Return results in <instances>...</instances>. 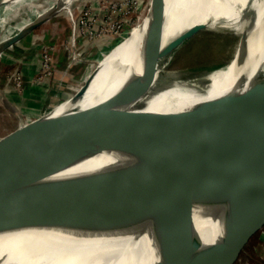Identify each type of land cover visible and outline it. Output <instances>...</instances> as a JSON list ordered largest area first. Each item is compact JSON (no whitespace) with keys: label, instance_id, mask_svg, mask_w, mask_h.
<instances>
[{"label":"water","instance_id":"95a60500","mask_svg":"<svg viewBox=\"0 0 264 264\" xmlns=\"http://www.w3.org/2000/svg\"><path fill=\"white\" fill-rule=\"evenodd\" d=\"M154 1L151 19L161 2ZM61 7L1 42L0 53ZM189 38L158 52L161 41L153 37L122 70L141 62L146 70L160 68ZM255 62L212 99L145 114L111 100L132 98L129 84L79 107L97 68L61 101V111L54 107L0 135V215H47L101 232L148 228L163 248L155 264H234L248 234L263 225L264 64ZM31 228L59 227L2 232Z\"/></svg>","mask_w":264,"mask_h":264},{"label":"bare ground","instance_id":"6f19581e","mask_svg":"<svg viewBox=\"0 0 264 264\" xmlns=\"http://www.w3.org/2000/svg\"><path fill=\"white\" fill-rule=\"evenodd\" d=\"M3 1L4 5L0 4V43L22 29L27 24H23L24 21L31 20L29 17L20 19L24 7L28 8V15L43 17L54 4L63 8L75 0ZM41 1L48 6L39 9ZM154 2L150 0V5ZM148 11V14H141L138 23L129 30L131 34L116 45L97 67L102 68L79 107H88L129 84L132 98L118 99V95H114L111 100L132 106L136 113L187 108L227 90L249 64L256 61V68L264 64V0H161L153 19L150 18L151 8ZM156 21L160 23L153 30ZM205 33L229 37L236 44L234 55L215 71L194 74L177 67L165 69L166 64L146 70L142 62L136 64L131 72L122 70L153 37L161 41L158 51L161 52L177 38L188 35L200 40ZM242 43L246 47L240 53L238 49L242 48ZM116 62L120 63L119 67H115ZM140 75L142 79L133 83L134 78ZM137 91L139 94L135 98ZM66 104H53L44 113L54 107L59 112ZM27 122L25 118L22 123ZM3 128L1 135L13 130L7 126ZM254 213L248 215L245 222ZM52 225L59 228L2 232L16 226ZM152 235L154 232L148 228L101 232L75 227L47 215L35 214L24 218L0 215V264H155L161 260L163 248L157 246Z\"/></svg>","mask_w":264,"mask_h":264},{"label":"rangeland","instance_id":"374dc122","mask_svg":"<svg viewBox=\"0 0 264 264\" xmlns=\"http://www.w3.org/2000/svg\"><path fill=\"white\" fill-rule=\"evenodd\" d=\"M41 5L39 9L48 6L45 1ZM67 6L35 24L22 39L0 53V131L40 115L28 117L29 108L42 114L78 90L111 50L131 34L129 30L141 14H148L151 8L150 0H75ZM27 9L20 12L21 20L31 19L23 22L25 26L38 18L28 15ZM234 42L208 33L200 40L192 37L161 65L189 73L225 65L234 55ZM42 91L46 99L31 94L41 95ZM56 92L62 98L59 102L52 101V93ZM261 218L262 227L248 234L236 264H264V214Z\"/></svg>","mask_w":264,"mask_h":264},{"label":"crops","instance_id":"0c3cea01","mask_svg":"<svg viewBox=\"0 0 264 264\" xmlns=\"http://www.w3.org/2000/svg\"><path fill=\"white\" fill-rule=\"evenodd\" d=\"M45 89V87H43V90ZM31 94L33 95V96H42V97H45V99L47 98V96H45L46 95V93H44V91H42V94L41 95H38V94H36V92H31ZM45 94V95H44ZM59 93L58 92H56L55 94L54 93H52V101H57V102H59L62 98H59V95H58ZM0 103H1V100H0ZM6 103H7V101H6ZM52 104H53V102H52ZM48 106V105H47ZM47 106L45 107V108H47ZM27 114H28V117L29 116H34V115H38V114H41V112L38 110V109H36V108H29L28 110H27V112H26ZM3 115H4V113H3ZM39 116V115H38ZM28 119V118H27ZM29 120V119H28ZM33 120V119H32ZM29 121H31V120H29ZM17 126H19V125H16V126H14V125H12V127L11 128H9V130H11V129H15ZM7 127H9V126H7ZM3 130H4V128H3ZM2 130V131H3ZM2 133H1V131H0V135H1ZM4 135V134H3Z\"/></svg>","mask_w":264,"mask_h":264}]
</instances>
